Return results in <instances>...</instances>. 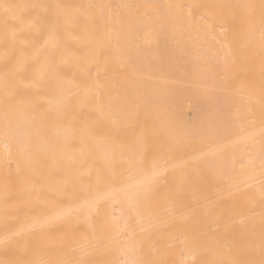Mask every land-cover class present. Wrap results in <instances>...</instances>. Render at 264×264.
Instances as JSON below:
<instances>
[{
	"label": "bare ground",
	"instance_id": "6f19581e",
	"mask_svg": "<svg viewBox=\"0 0 264 264\" xmlns=\"http://www.w3.org/2000/svg\"><path fill=\"white\" fill-rule=\"evenodd\" d=\"M0 264H264V0H0Z\"/></svg>",
	"mask_w": 264,
	"mask_h": 264
}]
</instances>
